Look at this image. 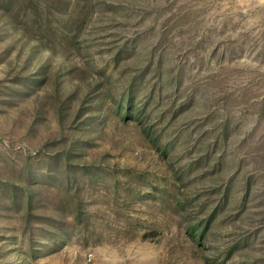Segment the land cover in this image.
Here are the masks:
<instances>
[{"label":"rangeland","instance_id":"1","mask_svg":"<svg viewBox=\"0 0 264 264\" xmlns=\"http://www.w3.org/2000/svg\"><path fill=\"white\" fill-rule=\"evenodd\" d=\"M0 264H264V0H0Z\"/></svg>","mask_w":264,"mask_h":264},{"label":"trees","instance_id":"2","mask_svg":"<svg viewBox=\"0 0 264 264\" xmlns=\"http://www.w3.org/2000/svg\"><path fill=\"white\" fill-rule=\"evenodd\" d=\"M72 155H74V156H78V154H72ZM75 181H76V179H73V180L69 179V180H68V182H71V183H73V182H75Z\"/></svg>","mask_w":264,"mask_h":264}]
</instances>
